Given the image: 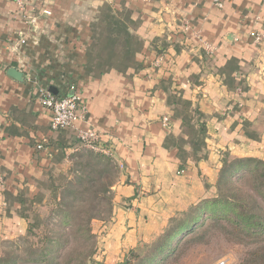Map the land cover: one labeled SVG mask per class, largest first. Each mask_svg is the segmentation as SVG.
I'll return each instance as SVG.
<instances>
[{"label": "crops", "instance_id": "0c3cea01", "mask_svg": "<svg viewBox=\"0 0 264 264\" xmlns=\"http://www.w3.org/2000/svg\"><path fill=\"white\" fill-rule=\"evenodd\" d=\"M27 9L35 27L0 0V240L27 231L81 149L78 130H51L41 88L64 97L75 87L89 110L78 129L104 134L124 166L110 218L116 248L134 245L143 221L209 193L223 157L264 148L238 141L263 112L264 42L254 37L264 32V0H27Z\"/></svg>", "mask_w": 264, "mask_h": 264}, {"label": "trees", "instance_id": "16d2710c", "mask_svg": "<svg viewBox=\"0 0 264 264\" xmlns=\"http://www.w3.org/2000/svg\"><path fill=\"white\" fill-rule=\"evenodd\" d=\"M262 108L263 105L258 110ZM204 128L205 126L202 130L205 132L207 129ZM220 140L223 142L220 144L226 146L223 135ZM84 151L97 164L112 162L111 157L102 153ZM221 151L219 149L216 154L221 155ZM219 162V167L213 169L212 175L208 176V183L216 191L215 196L210 197L207 193L202 197L196 193V197L201 198L187 209L171 212L165 220L158 223L143 221L134 245L116 248L115 235L106 231V220H96V214L93 213L95 207L91 212L83 210L92 207L89 204L91 201L84 200L85 204L80 212H73L80 213L79 224L71 227L73 215L68 209L75 206L82 194L76 188L68 191L67 200L57 205V216L61 218L62 224L76 231V237L80 240L76 247L82 250H74L60 260V251L69 241L63 242V235H47L41 249L26 248L23 253L25 256L11 249L0 257V264H168L180 249L182 237L201 231L208 224L221 227L235 244L254 245L246 253L243 264H264V161L252 155H244L224 164ZM78 183H84L83 177L78 178ZM113 186L114 183L111 187ZM94 220L98 222L95 228L91 226ZM155 238L159 240L149 245ZM142 245L144 247L140 248ZM143 250H147L146 255ZM99 258L101 261H97Z\"/></svg>", "mask_w": 264, "mask_h": 264}, {"label": "rangeland", "instance_id": "374dc122", "mask_svg": "<svg viewBox=\"0 0 264 264\" xmlns=\"http://www.w3.org/2000/svg\"><path fill=\"white\" fill-rule=\"evenodd\" d=\"M261 104L263 105V109L260 110L263 112L257 109L256 114L262 112V115L258 117L255 126H245L243 129L245 132L243 134V139L241 138L238 140L241 144L247 143V140L250 142L252 139L256 143H258L259 140H264V99L260 105ZM248 144L251 145V142ZM255 152H257L256 156L264 161V148L245 152L240 146L239 150L235 151L234 154L223 157L221 162L224 164L237 157H243L244 155L251 156L250 154ZM66 165V180L59 182L61 184L59 190L50 191L48 193L44 204L35 206L34 211L36 218L32 219L30 223L27 222V231L19 237L1 238L0 257L11 249L15 250L17 254L25 256L23 253L26 248L41 249L45 237L47 235L54 236L55 234L60 236L63 235V242L69 241L68 245L60 251V260L64 259L74 250L81 251L82 248L76 247V243L78 244L80 240L76 237V231L72 230L71 227L79 224L78 219L80 213L73 214V212H80L81 207L85 204L84 200L87 202L91 201L89 204L92 207L83 208V210L87 209L91 212L92 208L95 207L93 208V213L96 214V220H106V231H111L110 216L114 211V187L118 182L120 169L122 170L121 165H117L114 159L107 164H97V161L84 151V149H78L77 152L70 154ZM79 177H83V184L78 183ZM113 183L114 186L111 187ZM76 188H79L82 194L78 202L75 203V206L68 209L69 213L73 215L70 227L62 224L61 218L57 216V205L67 200L69 194L66 193H68V191H72ZM215 194V189H211L208 196L212 197L215 196ZM96 220L91 223V226L94 228L98 223ZM53 229L54 232L52 233ZM119 231L124 233V235L127 232L126 229H119ZM158 240L159 238L151 240L149 245L154 244ZM143 247L144 245L140 248ZM252 247H254L253 244H235L223 232L221 227H218L216 224L215 226L208 224L201 231L197 230L194 233L183 236L180 249L168 264H216L221 260L228 261V264H243L246 253L251 250ZM143 252L144 255H146L147 250H143ZM97 261H101V259L99 258Z\"/></svg>", "mask_w": 264, "mask_h": 264}, {"label": "built area", "instance_id": "2783aa9c", "mask_svg": "<svg viewBox=\"0 0 264 264\" xmlns=\"http://www.w3.org/2000/svg\"><path fill=\"white\" fill-rule=\"evenodd\" d=\"M18 8V12L22 17L26 25L35 27L38 24L39 17L32 11L27 9V0H13ZM221 7V5L219 4ZM41 16H50L52 13L49 10H43L40 12ZM264 42V32L258 33L254 37V44L260 45ZM22 44H25V39L21 40ZM203 53L206 55H215L217 48L210 43L204 42L202 44ZM40 103L50 112L51 130L58 132L65 129L78 130V140L80 142V148L85 150L94 151L96 153H102L114 159V152L111 146H104L103 136L104 134L91 130L81 131L78 129V123H86L88 120L89 110L86 102L81 94L75 87L72 88V94L64 97H58L52 94L48 89L41 88L38 93ZM163 125L165 128L170 127V119L165 117L163 119ZM38 150H42V144L37 146ZM123 169L124 166L121 165ZM3 177L0 174V183L3 181ZM216 264H228V261L221 260Z\"/></svg>", "mask_w": 264, "mask_h": 264}, {"label": "water", "instance_id": "95a60500", "mask_svg": "<svg viewBox=\"0 0 264 264\" xmlns=\"http://www.w3.org/2000/svg\"><path fill=\"white\" fill-rule=\"evenodd\" d=\"M9 74L17 80H21L23 75L19 73L16 69H10Z\"/></svg>", "mask_w": 264, "mask_h": 264}]
</instances>
